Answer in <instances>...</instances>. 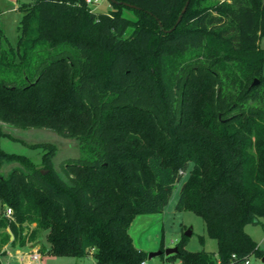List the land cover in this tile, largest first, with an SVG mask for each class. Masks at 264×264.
I'll return each mask as SVG.
<instances>
[{"label":"trees","instance_id":"1","mask_svg":"<svg viewBox=\"0 0 264 264\" xmlns=\"http://www.w3.org/2000/svg\"><path fill=\"white\" fill-rule=\"evenodd\" d=\"M110 2L17 0L9 49L0 18V122L80 148L56 165L53 143L39 163L0 147V201L13 209L0 212V264L5 241L42 236V252L142 264L130 225L162 212L185 174L176 208L202 217L218 249L188 250L185 234L182 264L262 258L245 228L264 225V0H189L174 29L187 0Z\"/></svg>","mask_w":264,"mask_h":264},{"label":"rangeland","instance_id":"2","mask_svg":"<svg viewBox=\"0 0 264 264\" xmlns=\"http://www.w3.org/2000/svg\"><path fill=\"white\" fill-rule=\"evenodd\" d=\"M91 6L96 12H107L112 8L110 0H94ZM0 18L3 30V44L5 48L16 47L19 39V25L22 18V12L18 9L17 0H0ZM260 47L264 50V34L259 41ZM0 130L10 133L19 140L7 137L0 138V147L8 152L20 153L29 156L34 162L39 163L44 153L42 143H53L57 146V155L55 157L56 165L60 160L80 155V148L76 141L64 138L55 132L44 128H17L12 125L1 123ZM183 179L175 185L169 204L162 212L137 215L130 225V234L136 246L147 254L157 250H164L176 246L186 232H191L188 236L186 249L191 251H216L218 244L212 239L206 231V224L202 217L190 210H179L176 204L180 195L181 186L186 179ZM9 207L5 206L2 210L0 201V212H7ZM34 224L31 225V228ZM246 231L252 235L264 249V225L248 224ZM9 228H0L1 238L5 236ZM203 236V240L201 239ZM39 242L24 249L13 250L10 241H5L2 250L6 248L7 254L2 257V264H96L93 256L84 259L69 255H56L42 252V244L45 248L49 247L47 239L42 236ZM40 252V263L31 262L27 252ZM17 251V254H16ZM23 256L24 258H19ZM19 258V259H18ZM146 264H182L180 258L175 255H158L145 259ZM249 264H264L261 257L252 255Z\"/></svg>","mask_w":264,"mask_h":264},{"label":"water","instance_id":"3","mask_svg":"<svg viewBox=\"0 0 264 264\" xmlns=\"http://www.w3.org/2000/svg\"><path fill=\"white\" fill-rule=\"evenodd\" d=\"M111 1H115V0H111ZM188 4H189V0H187V2H186V4H185L184 8L182 9L181 14L179 15V17H178V19H177V21H176V24L173 26L172 29H174V28L178 25V23L181 21L182 16H183V14L185 13ZM130 6H134V5H130ZM172 29H170L169 31H171ZM257 82H258V80L255 79L254 83H257ZM46 171H47V170H43V172H46ZM184 187H185V184H183V188H184ZM190 234H191V232H186V235H187V236H189ZM178 251H179L178 246H173V247L166 248V249H164V250L160 249V250H157V251L150 252V253L148 254V257H149V258H152V257L158 256V255H162V254L171 255V254H175V253H177ZM262 261L264 262V256L262 257Z\"/></svg>","mask_w":264,"mask_h":264},{"label":"built area","instance_id":"4","mask_svg":"<svg viewBox=\"0 0 264 264\" xmlns=\"http://www.w3.org/2000/svg\"><path fill=\"white\" fill-rule=\"evenodd\" d=\"M87 1V3L89 4V5H92L93 3H95L94 2V0H86ZM7 215H10V214H12L13 213V209L11 208V207H9L8 209H7ZM10 232V231H9ZM13 238V235H11V239ZM6 249V248H5ZM27 255H29L30 257H31V259L32 260H36V261H39V259H40V252L37 250H35V251H32L31 253L30 252H27ZM19 258H24L23 256H19ZM18 258V259H19ZM250 263V259L249 260H247L246 262H244L243 264H249ZM142 264H146V261L144 260L143 261V263Z\"/></svg>","mask_w":264,"mask_h":264},{"label":"bare ground","instance_id":"5","mask_svg":"<svg viewBox=\"0 0 264 264\" xmlns=\"http://www.w3.org/2000/svg\"><path fill=\"white\" fill-rule=\"evenodd\" d=\"M28 258L30 259L31 262H37L36 260H32L29 255H28Z\"/></svg>","mask_w":264,"mask_h":264},{"label":"crops","instance_id":"6","mask_svg":"<svg viewBox=\"0 0 264 264\" xmlns=\"http://www.w3.org/2000/svg\"><path fill=\"white\" fill-rule=\"evenodd\" d=\"M261 247V246H260ZM89 256H92V255H89ZM41 257V256H40ZM88 257V256H87ZM86 258V257H85ZM84 259V258H83ZM82 260V259H81ZM39 263H40V259H39V261H38ZM19 264V263H18ZM25 264V263H24Z\"/></svg>","mask_w":264,"mask_h":264}]
</instances>
